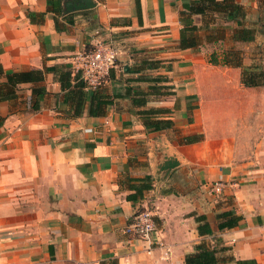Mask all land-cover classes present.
<instances>
[{"label":"crops","instance_id":"crops-1","mask_svg":"<svg viewBox=\"0 0 264 264\" xmlns=\"http://www.w3.org/2000/svg\"><path fill=\"white\" fill-rule=\"evenodd\" d=\"M65 1L0 0V92L11 96L0 98V264H184L202 240L227 247L217 264H264V85L245 87L240 67L209 62L230 47L254 62L247 49H264V0H236L253 41L234 42L226 28L208 43L198 30L193 49L178 42L179 12L194 0H90L74 10ZM96 37L117 50L97 90L111 103L89 115L86 100L74 116L57 73ZM45 68L38 83L4 85L7 73ZM137 91L150 92L143 106L132 103ZM150 108L173 127L148 129L139 112ZM215 180L223 194L211 191ZM143 209L154 215L151 239L129 232ZM229 209L241 219L219 229L216 215ZM196 215L211 234L199 235Z\"/></svg>","mask_w":264,"mask_h":264},{"label":"trees","instance_id":"trees-1","mask_svg":"<svg viewBox=\"0 0 264 264\" xmlns=\"http://www.w3.org/2000/svg\"><path fill=\"white\" fill-rule=\"evenodd\" d=\"M50 3H54L50 1ZM200 15L203 18V24L198 27L193 23L192 16ZM247 11L245 7L238 3L236 0H194L192 2L184 3L183 9L179 12L181 28L179 32V44L181 49L197 48L200 45V39L198 37V30L205 32V42H216L223 39L225 36L226 28L230 29L231 40L234 42H251L255 38L256 28L253 24H245V18ZM221 19L229 25H216V19ZM258 53L262 55L263 59L261 64L245 65L243 62V51L234 47H230L218 53L212 51L209 55V62L215 65L221 64L226 66L240 67L241 77L240 81L245 87H257L264 84V49L261 46L256 47ZM42 69H28L18 72H11L5 74L6 81L4 85L14 87L18 83L32 82L38 83L44 79V72ZM71 67L67 70H62L57 73V79L59 81L62 90H66L67 99L73 104L74 116H79L83 113L84 103L89 101L87 112L89 115H101L104 113L103 107L111 103V98L106 94H99L97 90L86 91L84 84L78 79V75H74V79H71ZM43 86L32 87V94L35 96H41L45 93ZM126 90L125 93H128ZM150 92L137 91L134 93L137 98H132V103L136 106H143L147 102V95ZM170 93V92H163ZM0 98H10L11 96L1 95ZM159 109H144L139 113L146 115L148 118L144 121V125L152 130L170 129L174 123L169 118H149L148 115L158 113ZM197 136H186V143H191L197 140ZM149 184L142 185L140 189H137L134 194H130L127 197L136 199L141 195V191L144 188H149ZM218 222V228H230L236 226L241 219V216L236 214L234 210L229 209L222 211L216 215ZM195 220L197 222V231L199 235L211 234L212 231L204 215H196ZM226 246H220L216 243L210 247L202 240L195 244L193 250L184 256V264H217L219 258L216 254L220 251L226 250ZM246 261H238L237 264H245ZM108 264H116L111 261Z\"/></svg>","mask_w":264,"mask_h":264},{"label":"built area","instance_id":"built-area-1","mask_svg":"<svg viewBox=\"0 0 264 264\" xmlns=\"http://www.w3.org/2000/svg\"><path fill=\"white\" fill-rule=\"evenodd\" d=\"M116 56L117 50L112 44L96 37L90 48L81 51L70 62L72 74L78 75L86 91H95L110 75ZM85 130L91 131V128ZM225 185L224 181L215 180L211 183L210 189L215 194H223ZM155 231L154 215L149 209L139 211L129 225V232L138 238L151 239Z\"/></svg>","mask_w":264,"mask_h":264},{"label":"water","instance_id":"water-1","mask_svg":"<svg viewBox=\"0 0 264 264\" xmlns=\"http://www.w3.org/2000/svg\"><path fill=\"white\" fill-rule=\"evenodd\" d=\"M94 3L90 0H68L65 1V6L67 10H74V9H81V8H88L93 6ZM172 166V165H168Z\"/></svg>","mask_w":264,"mask_h":264},{"label":"rangeland","instance_id":"rangeland-1","mask_svg":"<svg viewBox=\"0 0 264 264\" xmlns=\"http://www.w3.org/2000/svg\"><path fill=\"white\" fill-rule=\"evenodd\" d=\"M247 52L248 53H251V52L254 53L253 59H255V60H254V62L252 64H261L263 57H262V55H260L258 53L259 51L257 50V48H255V47H249V49H247ZM263 88H264V86H263Z\"/></svg>","mask_w":264,"mask_h":264}]
</instances>
